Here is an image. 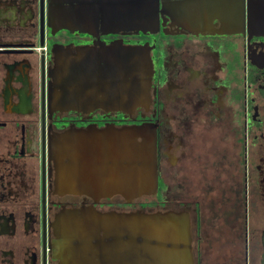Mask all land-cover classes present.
Returning a JSON list of instances; mask_svg holds the SVG:
<instances>
[{
  "label": "flooded vegetation",
  "instance_id": "1",
  "mask_svg": "<svg viewBox=\"0 0 264 264\" xmlns=\"http://www.w3.org/2000/svg\"><path fill=\"white\" fill-rule=\"evenodd\" d=\"M80 1L0 0V264H70L82 248L61 220L83 207L186 220L190 264H264V35L240 24L241 0ZM113 43L150 59L148 100L131 111L65 80L78 49ZM141 123L156 129L155 194L56 190L51 134Z\"/></svg>",
  "mask_w": 264,
  "mask_h": 264
},
{
  "label": "water",
  "instance_id": "2",
  "mask_svg": "<svg viewBox=\"0 0 264 264\" xmlns=\"http://www.w3.org/2000/svg\"><path fill=\"white\" fill-rule=\"evenodd\" d=\"M107 1L110 0L104 2ZM154 2L159 4V0ZM92 4L93 12H98L97 3ZM241 6L243 28L254 25V32L264 35V0H254V4L251 0H241ZM92 17L95 25L96 14ZM101 50L98 56L96 47L78 49L79 54L69 62L71 70L66 73L62 70L63 52L57 53L52 71L53 104L58 108L65 104L57 85L65 73V80L73 83L68 90L85 95L91 87L96 88V93L103 94L97 103L106 108L131 111L144 105L151 74L147 52L117 43L102 46ZM72 103L75 104L73 95ZM48 154L54 164L58 192L86 193L92 197L118 195L128 203L156 193V129L152 123L70 127L49 136ZM172 217L140 211L99 214L92 207L71 210L61 220L63 230L68 231L63 242L77 241L82 250L73 254L69 263L190 264L188 222L180 223Z\"/></svg>",
  "mask_w": 264,
  "mask_h": 264
},
{
  "label": "rangeland",
  "instance_id": "3",
  "mask_svg": "<svg viewBox=\"0 0 264 264\" xmlns=\"http://www.w3.org/2000/svg\"><path fill=\"white\" fill-rule=\"evenodd\" d=\"M168 165H169V163H168V162H166V166H167V168L169 167Z\"/></svg>",
  "mask_w": 264,
  "mask_h": 264
}]
</instances>
